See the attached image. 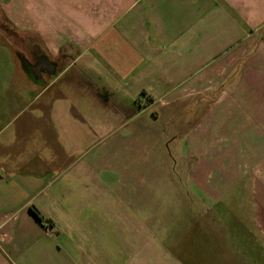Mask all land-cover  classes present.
<instances>
[{
    "label": "crops",
    "instance_id": "0c3cea01",
    "mask_svg": "<svg viewBox=\"0 0 264 264\" xmlns=\"http://www.w3.org/2000/svg\"><path fill=\"white\" fill-rule=\"evenodd\" d=\"M259 113L264 0H0V264H194L157 246L173 205L140 217L146 183L194 186L191 133L225 142ZM163 146L169 159L155 157ZM187 184L170 181L174 204Z\"/></svg>",
    "mask_w": 264,
    "mask_h": 264
},
{
    "label": "rangeland",
    "instance_id": "374dc122",
    "mask_svg": "<svg viewBox=\"0 0 264 264\" xmlns=\"http://www.w3.org/2000/svg\"><path fill=\"white\" fill-rule=\"evenodd\" d=\"M259 114L257 128L252 127V131L248 130L245 134L241 132V128L239 133H237L239 130L235 129V134L231 138L229 134L232 132L228 131L226 138L230 139L224 140L225 142L216 141L210 146L206 143V146H203L202 141H207L208 132L202 125L191 133L197 143L189 145V156L185 154L186 148L183 145L182 156L188 158L194 170V186L174 176L172 179H153L146 183L148 188L146 208L144 211L140 210V217L144 213V218L156 216L159 221V218L167 213V209H163V206L167 202H172V222L167 226H158L154 233L161 239L157 242L159 248L172 250L173 263L176 252H185L186 255L194 257V264L201 261L205 264L212 262L220 264L218 259L210 260L209 256L213 254L211 247L206 246L204 256H201L203 252L201 247L204 244L201 240H203L205 244L213 245L225 264H264V227L259 225L256 206V202H260L261 195L258 191L255 192L254 188L257 183L264 187V172H261L260 167V155L264 148L262 147L264 144L261 145V139H264V115H262L264 113ZM244 130L242 128V131ZM165 147L163 146L162 149L158 147L157 151L155 150L156 158L161 156L162 159L164 156L165 159H169ZM247 153H252L256 159L258 155L259 160H246ZM235 157L240 161L238 162ZM155 165L162 171L167 170L165 160H162L161 164L159 160L155 163L150 161V170ZM170 166L177 171L187 170L185 161L178 163L177 167H174V163H168L167 168ZM171 180L176 181L177 188L178 185L183 186V190L186 191L187 184V191L194 192L192 197L187 194L188 199L185 193L179 194L180 201L182 197L186 200L184 204L178 203L179 201L177 205L174 204L173 195H168L170 190L174 194V187L169 188ZM169 196H171L170 201L167 200ZM154 199H157L158 204L161 205L160 210L153 206ZM150 228L153 230L156 226ZM148 229L147 226V231ZM167 233L171 234L169 244L164 239Z\"/></svg>",
    "mask_w": 264,
    "mask_h": 264
},
{
    "label": "trees",
    "instance_id": "16d2710c",
    "mask_svg": "<svg viewBox=\"0 0 264 264\" xmlns=\"http://www.w3.org/2000/svg\"><path fill=\"white\" fill-rule=\"evenodd\" d=\"M30 210L38 220L40 221L45 220L44 222H46L47 219H44L43 216L39 213V211L35 207L31 206Z\"/></svg>",
    "mask_w": 264,
    "mask_h": 264
},
{
    "label": "flooded vegetation",
    "instance_id": "af4514ba",
    "mask_svg": "<svg viewBox=\"0 0 264 264\" xmlns=\"http://www.w3.org/2000/svg\"><path fill=\"white\" fill-rule=\"evenodd\" d=\"M40 63H41L40 59L35 58V60H33V61L30 63V65H28V66L32 67V65H34V67H35V66L40 65Z\"/></svg>",
    "mask_w": 264,
    "mask_h": 264
},
{
    "label": "water",
    "instance_id": "95a60500",
    "mask_svg": "<svg viewBox=\"0 0 264 264\" xmlns=\"http://www.w3.org/2000/svg\"><path fill=\"white\" fill-rule=\"evenodd\" d=\"M46 59V58H45ZM47 60V59H46ZM50 63V62H49ZM52 64V66H54L55 67V63H51Z\"/></svg>",
    "mask_w": 264,
    "mask_h": 264
}]
</instances>
